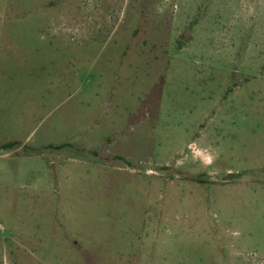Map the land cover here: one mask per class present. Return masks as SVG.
Wrapping results in <instances>:
<instances>
[{
    "label": "rangeland",
    "instance_id": "374dc122",
    "mask_svg": "<svg viewBox=\"0 0 264 264\" xmlns=\"http://www.w3.org/2000/svg\"><path fill=\"white\" fill-rule=\"evenodd\" d=\"M0 264H264V0H0Z\"/></svg>",
    "mask_w": 264,
    "mask_h": 264
},
{
    "label": "clouds",
    "instance_id": "9594fccd",
    "mask_svg": "<svg viewBox=\"0 0 264 264\" xmlns=\"http://www.w3.org/2000/svg\"><path fill=\"white\" fill-rule=\"evenodd\" d=\"M215 159H216V156L210 153L209 158L207 160H202L201 163H203L205 166H210L215 162Z\"/></svg>",
    "mask_w": 264,
    "mask_h": 264
},
{
    "label": "water",
    "instance_id": "95a60500",
    "mask_svg": "<svg viewBox=\"0 0 264 264\" xmlns=\"http://www.w3.org/2000/svg\"><path fill=\"white\" fill-rule=\"evenodd\" d=\"M231 177H232V175L229 176V178H231Z\"/></svg>",
    "mask_w": 264,
    "mask_h": 264
}]
</instances>
